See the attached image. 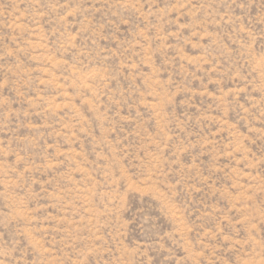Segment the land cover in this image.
<instances>
[{
	"label": "rangeland",
	"instance_id": "rangeland-1",
	"mask_svg": "<svg viewBox=\"0 0 264 264\" xmlns=\"http://www.w3.org/2000/svg\"><path fill=\"white\" fill-rule=\"evenodd\" d=\"M0 264H264V0H0Z\"/></svg>",
	"mask_w": 264,
	"mask_h": 264
}]
</instances>
